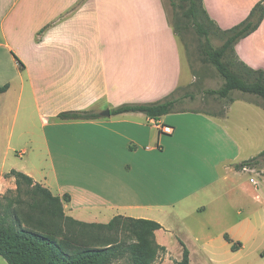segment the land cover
I'll list each match as a JSON object with an SVG mask.
<instances>
[{
	"label": "crops",
	"instance_id": "0c3cea01",
	"mask_svg": "<svg viewBox=\"0 0 264 264\" xmlns=\"http://www.w3.org/2000/svg\"><path fill=\"white\" fill-rule=\"evenodd\" d=\"M260 1L204 0V6L222 30H230ZM78 2L0 0V87L12 78L9 57L14 74L28 75L17 103L26 93L25 118L29 109L42 127L37 140L30 138L31 161L17 167L18 160L0 157V195L16 189L6 174L23 172L53 195H69L65 213L78 221L107 224L118 216L112 212L126 210L129 216L119 215L160 223L156 239L168 251L159 264L180 262L182 244L190 264L195 255L199 264H219L220 251L231 247L225 235L234 242L241 238L251 215L228 198L229 176L243 152L234 135L244 136L232 115L237 109L264 129V107L239 99L220 114L184 109L160 120L135 112L112 115L120 106L159 102L187 89L191 71L185 74L182 42L164 0H134L123 7L118 0ZM61 15L65 20L44 33ZM236 53L249 67L264 70V21L237 44ZM9 85L0 95V142L9 126L6 97L18 118ZM106 111L111 115L103 116ZM65 112L100 118L60 119ZM158 124L172 127L173 134H161ZM256 151L258 156L264 149Z\"/></svg>",
	"mask_w": 264,
	"mask_h": 264
},
{
	"label": "trees",
	"instance_id": "16d2710c",
	"mask_svg": "<svg viewBox=\"0 0 264 264\" xmlns=\"http://www.w3.org/2000/svg\"><path fill=\"white\" fill-rule=\"evenodd\" d=\"M174 10L172 27L183 43L194 32L200 38L198 52L203 64L212 65L224 80L221 88L207 90L208 96L234 102V92L253 95L264 101V70H255L240 60L237 44L255 33L264 21V0L258 2L248 18L230 30H222L212 20L204 0H171ZM219 34L223 44L213 45L212 37ZM20 66L23 63L15 56ZM9 84L0 87L6 93ZM179 88L166 99L147 104H126L112 111V115L143 113L155 120L185 110L178 105L188 98L179 95ZM62 120H92L100 116L89 112H65ZM264 164V151L256 158L235 165L236 170L255 168ZM5 178H14L16 191L0 195V255L8 264H156L167 248L160 245L156 232L163 226L153 220L116 216L109 223H86L69 217L63 198L32 177L16 170ZM225 240L233 252L243 246L226 234ZM183 246V257L177 264H190V251Z\"/></svg>",
	"mask_w": 264,
	"mask_h": 264
},
{
	"label": "rangeland",
	"instance_id": "374dc122",
	"mask_svg": "<svg viewBox=\"0 0 264 264\" xmlns=\"http://www.w3.org/2000/svg\"><path fill=\"white\" fill-rule=\"evenodd\" d=\"M87 1L88 0H79L77 5H83ZM133 1L134 0H118L119 6L121 7L125 6L128 2L132 6ZM138 1L141 3L143 0ZM10 2L13 3V0H10ZM164 2L170 17L172 18L174 16V10L171 0H164ZM7 11H9V9H7ZM64 18L65 16L61 15L57 20L48 22L49 24H46L42 30H44V33H47L49 30L63 22L65 20ZM200 41V38L192 32L186 36V43L182 42L181 44V49L184 55L183 66L185 74L190 75L191 71L193 84L179 94L188 93V98L178 105V110L192 109L209 113H224L232 102L228 99L208 96L205 93L207 90L221 88L224 84V80L212 65L203 64L201 62L198 52ZM212 41L213 45L216 47L223 44V39L219 34L214 35ZM13 62L14 61L10 63L8 57L6 64L11 66L8 72L12 78L8 79L3 85L13 83L14 89L11 93V98L16 101L15 111L18 113V118L14 121L15 113L10 109L6 97V101L2 104L7 107L6 120L9 121V126L0 142V157L3 158L6 154L9 163L13 159L18 160L15 165L21 167L22 163L27 159L31 161L33 155L30 138L37 140V135L41 134L42 127L38 118L33 117L32 112H30L29 109L28 116L25 118V107L27 105L26 93L23 96L22 103L20 105L17 103L18 97L21 94V82L24 80L27 83L28 75L24 72L21 73V75L18 72L14 74V67H12L14 64ZM232 97L235 100L248 99L256 101L264 107V101L253 95L234 92ZM232 120L238 121L237 124L244 132V136H241L238 139V137L231 131L243 149L238 163L241 164L258 157L260 154L257 156L256 150L258 148L264 149V129H262V127L261 129L258 128L257 124L253 122V117L248 116L247 114H239L237 109L233 112ZM24 150H27L29 153L21 157L19 154ZM262 169H264V164L255 168L247 167L242 170H236L229 176V181L227 183L229 189L228 198L238 201L242 208L245 209L246 213L251 214L250 216L246 215V217H251L252 219L249 220V218H247L244 233L240 236L241 238L235 241L236 243L240 242L243 247L239 251L233 252L231 247L226 245L227 247H225L224 250H221L218 254L217 258L219 264H264V172H262ZM236 186H239V190H236ZM8 191L14 192L16 189H9ZM7 192L5 194H7ZM114 213H117L118 216L119 214L129 216V211L126 210L115 211L112 212L111 215H114ZM226 248L228 250H226ZM177 256V250L171 251V259L173 262L176 261ZM165 257L166 255L161 256L156 264L161 263V259H164ZM194 257V264H199L200 255H195ZM0 264H8L1 255Z\"/></svg>",
	"mask_w": 264,
	"mask_h": 264
},
{
	"label": "built area",
	"instance_id": "2783aa9c",
	"mask_svg": "<svg viewBox=\"0 0 264 264\" xmlns=\"http://www.w3.org/2000/svg\"><path fill=\"white\" fill-rule=\"evenodd\" d=\"M157 128L161 131V134L172 135L174 132L172 127L165 124H158Z\"/></svg>",
	"mask_w": 264,
	"mask_h": 264
},
{
	"label": "water",
	"instance_id": "95a60500",
	"mask_svg": "<svg viewBox=\"0 0 264 264\" xmlns=\"http://www.w3.org/2000/svg\"><path fill=\"white\" fill-rule=\"evenodd\" d=\"M103 116H110L111 115V113H110V111H106V114H102Z\"/></svg>",
	"mask_w": 264,
	"mask_h": 264
}]
</instances>
